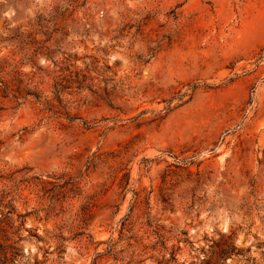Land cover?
Masks as SVG:
<instances>
[{
	"label": "rangeland",
	"instance_id": "374dc122",
	"mask_svg": "<svg viewBox=\"0 0 264 264\" xmlns=\"http://www.w3.org/2000/svg\"><path fill=\"white\" fill-rule=\"evenodd\" d=\"M0 264H264V0H0Z\"/></svg>",
	"mask_w": 264,
	"mask_h": 264
}]
</instances>
